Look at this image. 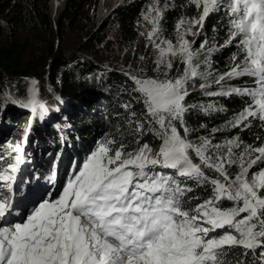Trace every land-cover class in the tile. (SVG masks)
<instances>
[{
	"label": "snow or ice",
	"instance_id": "1",
	"mask_svg": "<svg viewBox=\"0 0 264 264\" xmlns=\"http://www.w3.org/2000/svg\"><path fill=\"white\" fill-rule=\"evenodd\" d=\"M189 5L196 15L180 16L173 42L161 23L169 3L161 7L160 0H151L141 15L151 25L146 38L157 52L156 70L163 78L125 73L144 104V121L137 120L135 129L143 134L146 122L160 141L158 150L138 139L129 150L122 138L106 137L75 166L62 191L46 190L30 208L20 209L11 195L24 162L17 144L15 163L0 170V264H233L228 256L236 248L243 249L244 258L235 264H248L249 253L251 264H264V144H246L239 136L224 143L200 136L193 142L184 122L188 109L196 107L185 103L188 82L207 80L211 73L200 71L199 57L214 50L206 39L194 50L196 41L186 37L201 35L206 18L221 8L230 26L221 47L237 42L243 58L234 54L230 69L214 81L222 90L205 94L250 98L227 127L248 128L249 118L264 122V0H186L181 6ZM177 59L183 71L170 78ZM203 64L209 65L207 57ZM241 76L253 78L255 86L223 89V81ZM31 83L27 100L13 103L43 114L36 81ZM199 107L205 113L224 110L213 104ZM233 167L238 168L234 174ZM186 181L210 186L211 195L188 196L194 189Z\"/></svg>",
	"mask_w": 264,
	"mask_h": 264
},
{
	"label": "trees",
	"instance_id": "2",
	"mask_svg": "<svg viewBox=\"0 0 264 264\" xmlns=\"http://www.w3.org/2000/svg\"><path fill=\"white\" fill-rule=\"evenodd\" d=\"M93 1L62 0L61 10L54 15L49 0H0V93H3L0 97V120L4 116L3 109H6L7 115L2 121L7 125V131L0 133V157H3L0 159V170L15 163L13 148L25 141L24 162L19 165L22 183L18 188L27 187L36 179H45L50 166L57 165V162L51 163L47 152L59 153L58 150H63L64 163H58L63 164L59 167L61 170L74 161L76 165L85 160L106 137L118 141L122 138L125 144L130 145L129 150L135 146L137 139L141 143H149L154 151L158 150L160 141L147 131L149 125L146 122L143 134L135 129L137 120L144 121V104L140 94L133 90L134 82L125 74H133V70L142 68L147 70V74H154L150 47L140 38L138 40L139 33L148 25L141 13L147 10L151 0H119L114 5H108V12L98 21L88 14V6ZM167 2L170 7L161 23L164 35L175 41L176 21L182 14L188 17L196 15L197 10L191 5L182 7L186 0ZM164 3L165 0H160L161 7ZM229 27L226 9L221 8L206 18L201 35L186 37L196 41L194 50L199 49L205 39L214 50L210 54L203 51L199 57L200 71L211 73L207 80L194 78L188 82L189 95L185 103L196 107L188 109L184 122L192 130L188 138L193 142L200 136H210L213 143H224L239 136L244 143L258 146L264 144V122L249 118L251 126L243 130L241 127L226 126L251 102L249 97L205 94L206 91L222 90L221 85L214 81L230 69L234 54L239 59L243 58L237 42L221 47L229 37ZM66 30L82 32L84 42L79 44V49L82 47L86 54L91 53L90 58L84 56L81 59L73 53L64 55L56 39ZM112 30L113 36L110 37L108 32ZM205 57L209 65L203 64ZM182 71L183 64L179 59L175 60L171 75L176 77ZM6 80L9 84L4 85ZM33 80L36 81L37 99L46 108L43 114L39 109L34 113L28 108V112L13 103L14 100H27ZM204 83L210 86L202 90L200 85ZM222 85L224 90L255 86L253 78L247 76L227 79ZM208 104L224 110L205 113L199 107ZM125 105L131 107L126 108ZM132 112H135L134 117L130 115ZM11 124L14 125L12 128ZM17 124L21 125L20 128L15 127ZM213 128L221 131L212 133ZM70 145L72 147L67 150ZM255 170L257 168L254 167ZM229 171L234 174L238 168L233 167ZM209 174L214 175L210 171ZM186 182L194 189L188 196L203 199L211 195L210 186L198 187L195 181ZM196 202L190 201L193 206ZM224 203L225 206L230 204L227 201ZM217 231L222 234L224 230ZM242 253L243 249H233L228 259L235 264L236 259L244 258ZM246 259L251 264V253Z\"/></svg>",
	"mask_w": 264,
	"mask_h": 264
},
{
	"label": "rangeland",
	"instance_id": "3",
	"mask_svg": "<svg viewBox=\"0 0 264 264\" xmlns=\"http://www.w3.org/2000/svg\"><path fill=\"white\" fill-rule=\"evenodd\" d=\"M118 1L119 0H94L88 6V12H89L88 14L89 15H93L96 18V20L98 21L100 19V17L104 16L108 12V10H107L108 5H114ZM49 2H50V9H51L52 13L54 15L58 14L59 11L61 10L62 5H63L62 0H49ZM150 28H151V25L148 24L146 26V28H144L139 33L138 40L140 38V41L141 42H143L146 46L149 45V47H150V50H151V59H152V62H153V72H154V74H152V75L147 74V70L145 68H142L141 70H133L132 72H133L134 75H137L138 77H141V78H147V77H153V78H155L157 76H160V78H163L162 72H157V70H156V63H155V61H156V57H157V52L152 47V45L150 44V42L148 41V39L146 38L147 31H149ZM113 32H114V30H112L111 32H108V35L110 37L113 36L112 35ZM142 33H144V35H142ZM56 42H58V45L60 46V48L62 49V51L65 52L64 55H69L70 53H73V55H75V56H77L78 58H81V59L84 58V56H86L85 58H90L91 53H89V54L87 53L86 54V52L82 50V47H81V49H79V44H81L82 42H84V37L82 35V32L76 33V32H72V31L66 30V32L62 36L59 37V39H56ZM173 42H175V41H173ZM56 46H57V44L55 45V47ZM77 50H79V51H77ZM115 53L122 55L121 52L115 51ZM49 68H50V66H49ZM157 74H160V75H157ZM169 77L170 78L175 77L174 74L171 75V70L169 71ZM3 84L4 85L9 84L8 83V80L4 81ZM1 96H3V93H0V97ZM17 105H21V104L17 103ZM22 108L24 110H27L28 112L30 111L28 108H24V107H22ZM3 110L4 111H3V114L2 115H4V116H2V118L0 120V133H3L4 131H7V125L2 122L3 119L7 116V115H5L6 114V112H5L6 109H3ZM32 119H34V118H32ZM12 126H14V125L11 124L10 125V128H12ZM20 126L21 125H19V124H17V126L15 125L16 128H20ZM15 127H13V129H16ZM9 130H11V129H9ZM71 147H72V145H70L67 148V150H69ZM46 155L48 157L51 156V160H52L51 163H56L57 162V165L59 163L60 158H62V155H60V152L57 153V151H54L52 153L47 152ZM62 162H64V161H62ZM70 167L73 168L74 167V163H72L70 165ZM58 169H56L54 172H53V170H51L50 173L51 174H54L55 177H57L60 174V171H58ZM62 169H64V167ZM67 169H68V167L65 168V170H67ZM63 173L64 172H62V174ZM70 173H71V169H70V171H68L65 174V179H64V183L62 182V186L65 184V181H67ZM62 174H60V177H62ZM21 182H22L21 171L18 169V171L15 173V181L13 182V192L11 193V195H13V201H14V203H17V202L20 203V201L18 199L19 198L22 199V196L21 195H16L17 194V190L15 189L17 186H19L21 184ZM0 183H2V182H0ZM62 186L60 187V191H62ZM50 190H51V187L48 188L47 191H50ZM6 194H8V193H6ZM37 196L38 195H36V197ZM26 203L28 204L27 201H26ZM27 207L30 208L31 207V204L27 205ZM20 209H21V205H20Z\"/></svg>",
	"mask_w": 264,
	"mask_h": 264
},
{
	"label": "bare ground",
	"instance_id": "4",
	"mask_svg": "<svg viewBox=\"0 0 264 264\" xmlns=\"http://www.w3.org/2000/svg\"><path fill=\"white\" fill-rule=\"evenodd\" d=\"M56 74H57V73H56ZM58 152H60V153H61V152H63V150H58ZM33 190H36V189H33Z\"/></svg>",
	"mask_w": 264,
	"mask_h": 264
},
{
	"label": "water",
	"instance_id": "5",
	"mask_svg": "<svg viewBox=\"0 0 264 264\" xmlns=\"http://www.w3.org/2000/svg\"><path fill=\"white\" fill-rule=\"evenodd\" d=\"M22 145H23V146H26V142H24L23 144H21V146H22Z\"/></svg>",
	"mask_w": 264,
	"mask_h": 264
}]
</instances>
